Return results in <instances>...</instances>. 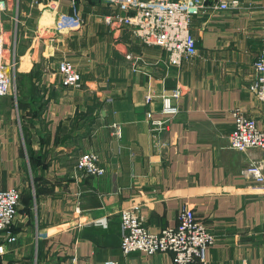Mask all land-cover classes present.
Here are the masks:
<instances>
[{"label":"crops","instance_id":"1","mask_svg":"<svg viewBox=\"0 0 264 264\" xmlns=\"http://www.w3.org/2000/svg\"><path fill=\"white\" fill-rule=\"evenodd\" d=\"M5 1L0 28L17 93L0 97V188L19 187L22 198L17 240L0 234V264H174L170 253L123 252L120 213L135 201L155 232L179 227L186 210L209 225L215 242L195 264H264V181L244 174L263 151L230 147L235 108L264 129L254 90L264 0L227 10L209 0L191 21L198 52L179 65L111 27L116 9L104 1ZM65 15L79 21L65 24ZM64 59L80 68V87L62 84ZM149 112L171 116L156 138ZM87 151L103 175H78Z\"/></svg>","mask_w":264,"mask_h":264},{"label":"built area","instance_id":"2","mask_svg":"<svg viewBox=\"0 0 264 264\" xmlns=\"http://www.w3.org/2000/svg\"><path fill=\"white\" fill-rule=\"evenodd\" d=\"M115 7L116 13L106 17L107 23L116 30L131 29L132 32L146 45L158 46L168 53L171 65H179L184 59H192L198 52L197 41L191 32V21L208 9L209 0H101ZM238 4V0H219L213 6L217 10H227L230 6ZM9 4L0 0V12L7 11ZM63 23L71 25L78 22L77 17L61 16ZM7 41L4 31L0 28V97L13 92L14 79L7 66L16 68L14 59L11 63L6 60ZM130 58V55H128ZM257 79L254 90L264 101V52L254 62ZM62 84L65 87L78 88L82 85L81 70L78 65L64 59L58 67ZM172 96L180 99L183 89L178 86L173 90ZM147 97V101L151 100ZM235 119L234 129L231 133L230 147L234 150L245 151L258 147L264 155V129L259 127L257 121L241 108L233 110ZM151 129L155 138L160 131L168 127L171 116L165 114L161 117H152ZM1 152V146H0ZM78 175L101 176L105 168L100 163L96 152L82 153L76 163ZM244 174L258 181H264V157L255 161ZM22 191L19 187L0 188V234L8 242L17 240L12 228L19 212ZM140 201L133 202L120 213L122 242L121 248L125 254L141 252L147 256L157 253H170L174 264H195L197 261L205 263V251L214 244L215 235L209 225L199 219L195 212L186 210L181 216L179 227H165L160 231H152L143 223ZM70 264H77L76 257ZM99 264H136L122 263L108 259ZM138 264H148L138 263Z\"/></svg>","mask_w":264,"mask_h":264},{"label":"rangeland","instance_id":"3","mask_svg":"<svg viewBox=\"0 0 264 264\" xmlns=\"http://www.w3.org/2000/svg\"><path fill=\"white\" fill-rule=\"evenodd\" d=\"M13 83H14V82H13ZM13 85H14V84H13ZM15 85H16V84H15ZM15 85H14V88H15ZM16 90H17V87L15 88V92L13 91V94H16V93H17ZM19 102H20V100H19ZM21 104H22V103H21ZM21 104H20V105H21ZM25 137H27V135H25Z\"/></svg>","mask_w":264,"mask_h":264}]
</instances>
